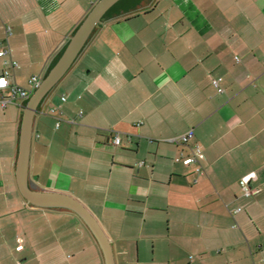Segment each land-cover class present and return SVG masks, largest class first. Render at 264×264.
Returning a JSON list of instances; mask_svg holds the SVG:
<instances>
[{
  "label": "crops",
  "instance_id": "obj_1",
  "mask_svg": "<svg viewBox=\"0 0 264 264\" xmlns=\"http://www.w3.org/2000/svg\"><path fill=\"white\" fill-rule=\"evenodd\" d=\"M97 1L0 0V75L41 82ZM58 86L33 121L29 185L44 191L36 183L57 166L48 192L90 212L114 264H264V0L142 3L102 20ZM22 109L0 105V264H104L76 215L20 196ZM194 145L202 176L175 162Z\"/></svg>",
  "mask_w": 264,
  "mask_h": 264
},
{
  "label": "water",
  "instance_id": "obj_2",
  "mask_svg": "<svg viewBox=\"0 0 264 264\" xmlns=\"http://www.w3.org/2000/svg\"><path fill=\"white\" fill-rule=\"evenodd\" d=\"M121 0H98L86 17L69 37L68 42L55 65L49 70L28 98L22 109L19 129L18 153L15 164V180L20 196L27 205L41 209L66 210L76 215L88 229L97 243L104 264H114L111 243L97 220L74 198L56 192L31 189L29 182V161L33 132V121L45 98L72 68L96 27L102 24L105 14Z\"/></svg>",
  "mask_w": 264,
  "mask_h": 264
},
{
  "label": "built area",
  "instance_id": "obj_3",
  "mask_svg": "<svg viewBox=\"0 0 264 264\" xmlns=\"http://www.w3.org/2000/svg\"><path fill=\"white\" fill-rule=\"evenodd\" d=\"M10 31L9 29H6V38L9 37ZM9 55V47L6 44V41H0V58H4ZM9 68H15L17 66V63L14 61H10L7 63ZM10 78H11V72L10 70H4L1 75H0V91H8L9 96L0 97V105L1 107H6L7 104H11L16 100H20L22 102V107L24 106L25 102L28 100L30 95L33 93V91L36 89L38 84L40 83L38 77H32L29 80V90H25L17 86L16 84L10 83ZM220 82L221 79H214L212 80V85L213 87L217 90L218 93H222L223 90L220 88ZM62 101H65L64 98L61 99ZM51 112H54L53 110ZM193 138V131H188L186 134L176 138L173 140V142L176 145H186L189 140ZM113 145L119 146L120 145V139L118 135H115L112 140ZM190 154L186 157H184L182 154L175 159V162H180L186 166L188 165H196L195 172L197 175L202 176L204 174V170L200 164V155H201V150L198 145H194L193 147L189 148ZM142 165V163L140 164ZM241 189L243 191V194L245 197H248L252 194V191L250 188L246 185L244 181L240 183ZM16 264H23L20 261H17Z\"/></svg>",
  "mask_w": 264,
  "mask_h": 264
},
{
  "label": "rangeland",
  "instance_id": "obj_4",
  "mask_svg": "<svg viewBox=\"0 0 264 264\" xmlns=\"http://www.w3.org/2000/svg\"><path fill=\"white\" fill-rule=\"evenodd\" d=\"M60 87L61 86L57 85L49 95V99L54 104L58 102V97L60 95ZM50 174L52 175L51 178H49ZM36 184L40 190H44V191H52V189L58 190V167L54 166L53 164L48 165L46 172H43L38 183Z\"/></svg>",
  "mask_w": 264,
  "mask_h": 264
},
{
  "label": "trees",
  "instance_id": "obj_5",
  "mask_svg": "<svg viewBox=\"0 0 264 264\" xmlns=\"http://www.w3.org/2000/svg\"><path fill=\"white\" fill-rule=\"evenodd\" d=\"M152 0H121L116 3L103 17L102 20H109L113 18H118L120 16H130L136 12V10L142 5V3L150 2ZM63 52V51H62ZM59 54L55 62L52 64L51 68L55 65L59 59ZM50 68V69H51ZM26 104V103H25Z\"/></svg>",
  "mask_w": 264,
  "mask_h": 264
}]
</instances>
